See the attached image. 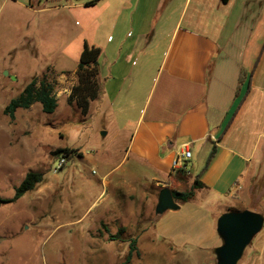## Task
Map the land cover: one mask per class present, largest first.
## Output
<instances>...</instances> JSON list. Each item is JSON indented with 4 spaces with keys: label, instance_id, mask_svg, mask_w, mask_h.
Wrapping results in <instances>:
<instances>
[{
    "label": "crops",
    "instance_id": "obj_1",
    "mask_svg": "<svg viewBox=\"0 0 264 264\" xmlns=\"http://www.w3.org/2000/svg\"><path fill=\"white\" fill-rule=\"evenodd\" d=\"M26 8L39 16L59 12L67 19L58 26L76 16L86 20L82 43L76 38L73 48V41L65 42L57 54L64 68L43 74L55 84L58 106L62 100L68 105L84 44L100 48V95L89 115L114 125L124 160L134 161L128 170L108 167L97 181L98 196H116L119 209L96 217L94 227L104 226L107 239L91 252L94 264L108 262L119 243L125 248L129 242L130 250L133 238L126 235L141 233L164 187L203 186L174 211L197 228L206 226L211 240L218 235V218L240 202L239 195L243 203L262 202L264 51L255 62L264 40V0H98L89 7L69 0L47 7L38 0ZM185 147L192 157L173 173ZM85 187L94 188L84 182ZM214 203L222 206L218 216L203 206ZM121 229V239H108Z\"/></svg>",
    "mask_w": 264,
    "mask_h": 264
},
{
    "label": "rangeland",
    "instance_id": "obj_2",
    "mask_svg": "<svg viewBox=\"0 0 264 264\" xmlns=\"http://www.w3.org/2000/svg\"><path fill=\"white\" fill-rule=\"evenodd\" d=\"M37 1L0 0V197L12 198L29 171L45 175L34 191L0 207V264H94L91 252L96 246L102 248L103 236L107 239L104 226L94 227L96 217L105 210L119 209L116 196H98L97 181L108 167L128 170L134 161L124 160L114 125L98 115L83 116L76 105H65L64 100L52 114L44 113L41 104L35 103L30 109H19L13 121L5 115L6 105L34 76L64 68L57 54L65 42L77 38L75 42L81 44L89 32L81 16L59 27L67 18L57 11L31 14L26 7ZM92 1L69 0L82 5ZM65 3L41 0L47 7ZM263 51L264 40L255 65ZM65 148L76 153L54 172L62 157L55 152ZM84 182L94 188L83 189ZM174 186L177 191H187L190 185ZM238 200L230 211L247 206L264 215V197L262 202L248 199L243 203L239 195ZM218 205L203 206L207 213L218 216L222 208ZM177 213L169 210L158 216L154 210L138 228L141 233L126 235L127 240L137 238L131 264H216L220 237L211 240L206 226L197 228L191 219ZM110 236L114 235L109 234V240ZM128 243L125 248L119 243L121 249L103 264H122L130 252ZM238 264H264V227Z\"/></svg>",
    "mask_w": 264,
    "mask_h": 264
},
{
    "label": "trees",
    "instance_id": "obj_3",
    "mask_svg": "<svg viewBox=\"0 0 264 264\" xmlns=\"http://www.w3.org/2000/svg\"><path fill=\"white\" fill-rule=\"evenodd\" d=\"M230 0H222L227 3ZM98 0H93L87 6L95 5ZM101 49L95 46H90L88 43L84 44L83 51L80 56L77 69L78 83L75 85L68 97V104L76 105L83 116L88 115L91 102L98 99L100 95L99 83V60L101 56ZM35 103H40L42 111L46 114L54 113L58 108V99L55 93V84L50 80L47 74L41 77L35 76L23 88V90L6 105L4 109L12 121L15 120L16 113L19 109H30ZM76 150L74 149H60L55 154H63L71 157ZM214 152H212V155ZM44 174L37 171H29L24 177L21 184L15 189V194L12 198L0 197V207L12 204L26 194L34 191L44 181ZM196 188H203L198 182H195L192 189L187 191L172 190L174 198L180 203H186L193 199ZM124 229H121L116 235L110 236L111 240L121 239ZM137 251V239L130 240V252L122 264H131L133 254Z\"/></svg>",
    "mask_w": 264,
    "mask_h": 264
},
{
    "label": "water",
    "instance_id": "obj_4",
    "mask_svg": "<svg viewBox=\"0 0 264 264\" xmlns=\"http://www.w3.org/2000/svg\"><path fill=\"white\" fill-rule=\"evenodd\" d=\"M180 209L172 190L164 187L158 197L156 215ZM264 227V215L251 210L229 211L217 220L216 232L222 245L215 249L216 264H238L245 250Z\"/></svg>",
    "mask_w": 264,
    "mask_h": 264
},
{
    "label": "built area",
    "instance_id": "obj_5",
    "mask_svg": "<svg viewBox=\"0 0 264 264\" xmlns=\"http://www.w3.org/2000/svg\"><path fill=\"white\" fill-rule=\"evenodd\" d=\"M191 157H192L191 150L185 147V149L174 160L172 172L177 173L179 171L184 170L186 168L185 163L188 162L191 159ZM66 162H67V156L62 154V157L59 160L57 167L54 169V172H57V170L61 169L66 164Z\"/></svg>",
    "mask_w": 264,
    "mask_h": 264
}]
</instances>
